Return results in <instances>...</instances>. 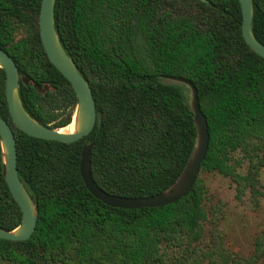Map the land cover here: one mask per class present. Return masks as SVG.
Here are the masks:
<instances>
[{"label": "trees", "instance_id": "1", "mask_svg": "<svg viewBox=\"0 0 264 264\" xmlns=\"http://www.w3.org/2000/svg\"><path fill=\"white\" fill-rule=\"evenodd\" d=\"M41 0H0V49L15 62L26 112L52 129L68 126L71 84L50 63L39 35ZM55 29L88 81L96 105L93 131L67 144L28 136L12 122L0 68V118L13 130L17 171L37 203L26 241L0 239L2 264H256L238 261L218 232L200 247L207 193L202 172L229 176L239 195L259 201L264 167V59L245 43L238 0H56ZM23 27L25 36L15 39ZM252 32L264 45V0H252ZM28 82H24L23 79ZM197 90L209 144L190 191L158 208H111L86 189L81 153L90 146L93 184L123 198L154 197L171 187L195 149L197 130L182 88ZM239 151L248 163L237 172ZM237 166H234L232 162ZM21 210L4 180L0 147V227L15 229Z\"/></svg>", "mask_w": 264, "mask_h": 264}, {"label": "water", "instance_id": "2", "mask_svg": "<svg viewBox=\"0 0 264 264\" xmlns=\"http://www.w3.org/2000/svg\"><path fill=\"white\" fill-rule=\"evenodd\" d=\"M55 1L41 0L39 35L50 63L71 84L75 92L76 106L69 124L74 125V131L61 132L69 125L62 129H52L49 126H44L26 112L19 96L20 75L18 68L12 57L2 49H0V68L6 75V101L14 125L28 136L71 144L87 136L95 128L96 105L90 84L81 75L76 63L65 52L60 42L55 29ZM200 1L207 2V0ZM238 2L242 15L241 32L243 39L255 54L264 59V45L256 40L252 32V0H238ZM170 79L175 80V78ZM23 81L28 82L25 78ZM181 82L185 83L191 91L190 108L194 115L197 130L195 149L181 176L171 187L154 197L129 199L113 196L93 184L88 169L90 146H85L81 153L79 172L86 189L94 198L111 208L125 210L158 208L179 201L190 191L208 151L209 133L206 118L200 109L195 86L184 80H181ZM0 147L4 180L22 214L21 222L15 229L6 231L0 227V239L26 241L35 231L39 212L37 203L18 176L15 135L8 123L2 118H0Z\"/></svg>", "mask_w": 264, "mask_h": 264}, {"label": "rangeland", "instance_id": "3", "mask_svg": "<svg viewBox=\"0 0 264 264\" xmlns=\"http://www.w3.org/2000/svg\"><path fill=\"white\" fill-rule=\"evenodd\" d=\"M24 36V28H18L15 39L19 40ZM164 82L180 86L190 108L191 91L189 87L178 79L168 78ZM234 159L241 162L240 166L232 162L234 166H237V172L245 174L248 163L243 160L241 152L237 151ZM201 177L206 184L207 193L204 202L206 220L203 223L204 235L200 247L208 251L213 246L215 247L217 242L212 234L218 232L221 235V243L233 258L238 261L252 259L256 240L259 238L264 240V167L260 171L261 195L258 202L253 201L249 190L239 195L236 184L229 176L218 172H202ZM201 264H210V262L203 261ZM256 264H264V252Z\"/></svg>", "mask_w": 264, "mask_h": 264}, {"label": "bare ground", "instance_id": "4", "mask_svg": "<svg viewBox=\"0 0 264 264\" xmlns=\"http://www.w3.org/2000/svg\"><path fill=\"white\" fill-rule=\"evenodd\" d=\"M73 131H74V125L73 124L69 125L66 128V130L65 129L64 130H61V132H73Z\"/></svg>", "mask_w": 264, "mask_h": 264}]
</instances>
